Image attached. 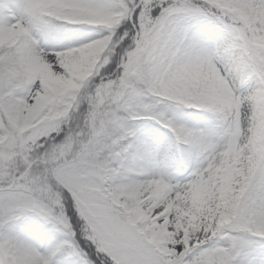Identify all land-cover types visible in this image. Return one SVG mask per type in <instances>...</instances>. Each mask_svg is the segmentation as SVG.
I'll return each instance as SVG.
<instances>
[{
    "label": "snow or ice",
    "instance_id": "snow-or-ice-1",
    "mask_svg": "<svg viewBox=\"0 0 264 264\" xmlns=\"http://www.w3.org/2000/svg\"><path fill=\"white\" fill-rule=\"evenodd\" d=\"M0 264H264V0H0Z\"/></svg>",
    "mask_w": 264,
    "mask_h": 264
},
{
    "label": "rangeland",
    "instance_id": "rangeland-1",
    "mask_svg": "<svg viewBox=\"0 0 264 264\" xmlns=\"http://www.w3.org/2000/svg\"><path fill=\"white\" fill-rule=\"evenodd\" d=\"M176 115L181 122L187 123L190 126L205 127L208 124L207 114L195 110H184L183 112H178Z\"/></svg>",
    "mask_w": 264,
    "mask_h": 264
}]
</instances>
